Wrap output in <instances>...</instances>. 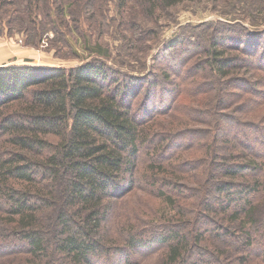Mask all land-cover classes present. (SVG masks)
Instances as JSON below:
<instances>
[{
  "label": "trees",
  "instance_id": "1",
  "mask_svg": "<svg viewBox=\"0 0 264 264\" xmlns=\"http://www.w3.org/2000/svg\"><path fill=\"white\" fill-rule=\"evenodd\" d=\"M81 1L93 10L94 0ZM193 1L110 0L109 6L116 5L113 13L126 24L128 10L140 9L156 17L158 12ZM22 2L30 13L31 28L26 30L35 33L40 32L42 18L52 22L54 14L68 17L70 9L80 5L79 0ZM110 11L105 15L107 24L114 21ZM144 31L140 28V34ZM230 33L232 29L217 33L205 57L195 61L189 73L200 74L209 67L219 82L218 91H224L217 95L218 103L232 94L225 88H239L238 111L256 116L262 108L258 100L264 96V76L254 70L264 71V44L249 37L240 44L252 49L250 53L261 50L260 57L253 58L246 49H236L243 56L233 55L227 43L233 37ZM122 39L129 48H136L132 35ZM185 41L176 38L163 54ZM88 44L85 40V50L98 57L80 66H0V264L12 259L35 264L45 256L63 264H138L158 247H164L170 264H202L207 254L224 258L221 252L206 253L213 245L220 246L219 241L238 252L235 256L243 263L254 254L264 261L260 248L264 244V221L260 222L264 219L260 218L264 213V114L259 120L243 122L237 118L231 122L227 116L223 122H231L229 131L224 129L213 136V142L208 140L205 157L194 156L178 166L170 159L193 143L187 139L193 131L165 123L168 118L158 120L170 117L177 102L165 110L150 104L159 86L174 93L179 82L167 73L160 81L152 72L145 77L117 69L107 63L110 49ZM144 82L148 86L141 91ZM142 93L143 101L138 103ZM249 102L254 103L251 110ZM143 152L150 156L141 173ZM200 160L208 164L205 183L211 185L192 188L179 171L203 166H197ZM169 161L173 169L167 168ZM141 180L151 182L157 196L176 211L167 218L176 225L159 223L156 228L124 221L118 224L119 238L110 237L108 223ZM192 190L196 194L199 190L203 197L201 208L186 205L191 204L186 201L194 196ZM188 217L196 223L191 224L194 219ZM192 231L196 233L190 240ZM125 256L122 262L120 257Z\"/></svg>",
  "mask_w": 264,
  "mask_h": 264
},
{
  "label": "rangeland",
  "instance_id": "2",
  "mask_svg": "<svg viewBox=\"0 0 264 264\" xmlns=\"http://www.w3.org/2000/svg\"><path fill=\"white\" fill-rule=\"evenodd\" d=\"M109 1L94 0V8L89 11V8L83 6L82 1L79 0L78 3L80 5L76 4L70 9V16L61 17L54 14L51 18L52 22L42 18L40 32L35 33L32 29L28 33L26 29L31 28L30 13L26 12L27 8H25L22 0H0V57L6 53V49H9L12 55H16L14 56L15 58L22 55V58L25 56V60H29V57H33L30 59L31 63H26L28 65L76 67L94 57H98L85 50L84 43L87 40L88 45H101L103 48L110 49L112 57L107 59V63L112 64L117 69L137 72L138 75L145 77L152 72V74L159 75L158 79L160 81L164 80V73L169 74L171 80L179 82L178 89L183 92H180L178 96L179 90L175 88L176 86L169 85V89H177L174 93L166 92L165 89L159 86L157 88L158 92L156 91L158 95L153 97L150 105L155 106L156 109L165 110L171 108V105L177 102L170 117H159L158 120L168 118L165 123H170L173 127L183 126L182 129L190 128L193 131L187 134V139L193 142L190 144L191 146L189 145L182 151L175 153L170 159L178 166L183 160L192 159L194 156L198 159L205 157L206 151L210 147L208 140L213 142L215 134H219L220 131L222 133L224 129L229 131L230 123L234 122V119L237 118L242 122L249 119L259 120L264 114V96L261 95L260 100H258V102H262L259 105V108H262L256 116L252 112H239L238 110H240L242 103V100L240 101L238 98L241 92L239 88H225V91L234 95L231 94V96L224 99V102L220 101L218 103L217 95H224V91H218L219 85L217 84L219 82L217 78L215 80V75L209 71V67L200 72V74L192 73L193 71L189 73L190 66L195 61L197 62L205 57L203 53L206 52L210 40L219 32L227 33L231 29L233 30V33L230 34H233L231 40L234 41L230 40V42H227L229 52L233 55L243 56L240 50L246 49V46H243L240 42H245L249 37L263 45L264 0H195L158 12L156 17L147 16L140 9L134 8L126 12L129 17L126 24H122L121 16L113 13V11L116 12V5L110 3L109 6ZM107 7H110L109 10L111 9L110 12L114 15L112 16L114 21L110 24L105 23V15L109 11ZM104 8L106 10L103 12ZM43 24H46L45 30H42ZM226 24H233L230 25L233 27H228ZM140 28L145 30L143 34H140ZM123 35H132L137 39L135 41V45H137L135 49L126 46L127 44L122 39ZM176 38L185 39L186 41L176 46L174 50L170 48L167 51V55H164L165 50L172 45L173 40ZM123 45L126 46V50ZM246 50L248 52L252 51L250 48ZM128 51L131 55H134L133 59L129 58L130 54ZM258 51L249 53L256 59L261 55V50ZM12 60H14L13 65H26L22 64L25 62L24 60ZM184 62H187V64L182 67ZM181 69H184L182 76L180 75ZM254 71H258L264 76V71ZM243 72L244 69L240 74ZM142 85L144 86H139V88L141 91H145L148 83L144 82ZM214 86L216 88L212 89ZM142 96L143 93L140 94V99L137 100L138 103H140L139 100L143 101ZM177 97L179 101L176 100ZM258 98L259 96H257ZM249 103V110H251L254 107V103ZM227 116H229L227 119L231 122L225 124L227 122H223V119ZM235 123L237 122L235 121ZM234 126L235 124L232 125V127ZM230 132L233 133L232 130ZM194 133L197 134L192 135ZM231 152H237V149L231 150ZM222 153L226 152L222 151ZM149 156V152L142 153L143 164L140 165L141 173L146 168V165L149 164L147 163ZM170 161L167 168L171 167ZM197 166L200 167L185 169L186 171L180 170L179 175L188 179L190 181L189 186L192 188H202L205 185H211L207 181L205 183V180H207L206 176L209 175L207 174L208 164L206 165L203 160H200ZM171 168L173 169V167ZM147 183L148 181L141 180L138 188L122 200L115 213L116 217L108 223L110 237L119 238L117 235L118 224L121 226L124 221L126 222L125 224L143 225L144 227H148L145 225H157L156 228H158L159 223L161 225L165 223L176 225L175 222H168V219H171L169 217H172L171 215L176 213V211L157 196L156 191H154L155 188L149 185H152L151 182L148 185ZM197 192L199 193V190ZM191 193L194 196H190L188 199L185 198L188 200L186 203L191 204L186 205H189V209L197 206L201 208L202 204L199 205V203L203 197L198 195V193H194L193 190ZM181 200L184 201L183 199ZM263 217L264 213L260 218ZM188 218L190 220L194 219L191 224L196 223L195 218ZM263 221L264 219L260 222ZM184 229L189 230L190 228ZM195 233V231H192L188 238L191 240ZM217 244H220V246L213 245L206 253H210L211 250L217 253L221 252L224 254V258H221L223 260L216 256L210 257L207 254V256H203L202 264H264L261 256L259 257L256 254L250 257V261L243 263L239 257L235 256L240 255L238 252L225 248L221 245V241ZM258 245L260 247L261 243ZM260 248L264 249V244ZM164 250V247H158L150 256L141 259L138 264H170L168 255ZM120 258L124 262L127 256ZM20 261V259H12L9 264H27L25 260L23 262ZM2 264L7 263L3 261ZM35 264L63 263L59 259L53 261L50 256H45L42 261Z\"/></svg>",
  "mask_w": 264,
  "mask_h": 264
},
{
  "label": "crops",
  "instance_id": "3",
  "mask_svg": "<svg viewBox=\"0 0 264 264\" xmlns=\"http://www.w3.org/2000/svg\"><path fill=\"white\" fill-rule=\"evenodd\" d=\"M14 56H16V55H12V53L10 52V50L9 49H6V53H4L0 57V66L11 65V64L13 65V61L14 60H12V59H16L18 61L24 60L25 62H23L22 64H26V63L29 64V63H31V60L30 59L33 58V57H29V60H25V56H24V58L21 57L22 55L18 56L17 58H15ZM18 64H20V63H18ZM28 64H26V65H28Z\"/></svg>",
  "mask_w": 264,
  "mask_h": 264
}]
</instances>
